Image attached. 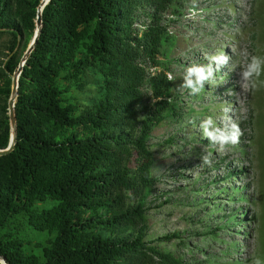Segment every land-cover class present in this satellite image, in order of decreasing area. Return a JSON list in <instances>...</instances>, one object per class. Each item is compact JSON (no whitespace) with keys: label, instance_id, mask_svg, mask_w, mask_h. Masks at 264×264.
I'll list each match as a JSON object with an SVG mask.
<instances>
[{"label":"trees","instance_id":"16d2710c","mask_svg":"<svg viewBox=\"0 0 264 264\" xmlns=\"http://www.w3.org/2000/svg\"><path fill=\"white\" fill-rule=\"evenodd\" d=\"M40 1L0 0V149L11 135L12 74L33 39ZM177 2L43 6L18 77L14 148L0 155V255L8 264H188L161 245L182 239L179 232L147 240L156 183L150 138L180 115L158 59L173 45L167 26ZM25 226L47 235L33 243Z\"/></svg>","mask_w":264,"mask_h":264},{"label":"rangeland","instance_id":"374dc122","mask_svg":"<svg viewBox=\"0 0 264 264\" xmlns=\"http://www.w3.org/2000/svg\"><path fill=\"white\" fill-rule=\"evenodd\" d=\"M177 6L167 26L173 45L165 59H158L167 77H175L172 92L180 115L158 124L150 138L156 183L149 197L147 240L179 232L182 239L161 245L188 264H264V73L254 78V89L244 92L238 65L245 48L250 56L264 58V0H178ZM193 10L196 17L190 19ZM220 52L228 61L215 72L218 84L206 83L196 95L180 86L187 66L207 64V55ZM146 68L162 70L160 65ZM225 107L243 135L219 152L202 136L199 123L211 116L219 124ZM205 155L210 164L203 163ZM23 229L33 243L47 235Z\"/></svg>","mask_w":264,"mask_h":264},{"label":"clouds","instance_id":"9594fccd","mask_svg":"<svg viewBox=\"0 0 264 264\" xmlns=\"http://www.w3.org/2000/svg\"><path fill=\"white\" fill-rule=\"evenodd\" d=\"M196 12L193 10L189 13L188 18L195 19ZM241 58L240 66V86L242 91L248 92L256 87L254 78H259L264 73V58L258 56H250L247 49H242L239 53ZM207 64L193 63L187 66L183 72V83L181 87L190 90V94L196 95L201 93L205 84L212 82L218 84L216 81L215 72H218L224 64L227 63L228 57L223 53L210 54L205 57ZM235 67V66H234ZM169 81L175 79L173 76L168 77ZM224 117L220 123L208 116L199 123V129L202 131V136L207 138L212 144L218 146L219 152H224L229 145H236L243 135L239 124L234 122L230 115L231 109L224 108ZM204 164H210V157L205 155L202 157ZM255 264H260L256 261Z\"/></svg>","mask_w":264,"mask_h":264},{"label":"water","instance_id":"95a60500","mask_svg":"<svg viewBox=\"0 0 264 264\" xmlns=\"http://www.w3.org/2000/svg\"><path fill=\"white\" fill-rule=\"evenodd\" d=\"M49 0H41L40 4L38 6L37 11V17H36V29L33 36L32 41L28 45L27 49L25 50L24 54L21 57V60L16 67L14 73L12 74L11 79V94L8 100V114H9V121H10V127H11V135H10V141L8 146L5 149H0V155H5L9 153L14 148L15 143V136H16V118L14 113V103L17 96V89H18V77L22 71L23 65L28 57V55L31 53V51L34 48V45L37 41L38 34L40 32L42 22H41V10L43 6L48 2ZM0 263L1 264H8L4 256L0 255Z\"/></svg>","mask_w":264,"mask_h":264}]
</instances>
